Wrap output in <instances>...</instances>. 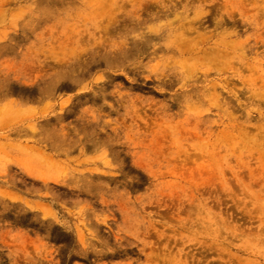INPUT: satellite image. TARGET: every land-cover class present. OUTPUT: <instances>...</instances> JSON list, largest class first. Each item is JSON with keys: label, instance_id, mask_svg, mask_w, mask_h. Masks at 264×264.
<instances>
[{"label": "rangeland", "instance_id": "rangeland-1", "mask_svg": "<svg viewBox=\"0 0 264 264\" xmlns=\"http://www.w3.org/2000/svg\"><path fill=\"white\" fill-rule=\"evenodd\" d=\"M0 264H264V0H0Z\"/></svg>", "mask_w": 264, "mask_h": 264}]
</instances>
